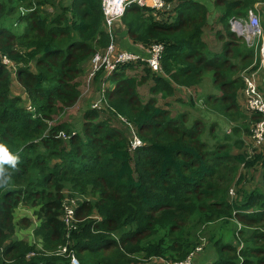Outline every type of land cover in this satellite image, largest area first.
<instances>
[{
  "label": "trees",
  "instance_id": "obj_1",
  "mask_svg": "<svg viewBox=\"0 0 264 264\" xmlns=\"http://www.w3.org/2000/svg\"><path fill=\"white\" fill-rule=\"evenodd\" d=\"M173 2L167 20L136 4L122 18L135 44L164 45L166 76L138 59L89 82L93 56L111 42L102 0H0V143L20 156L0 188V264H72L70 252L79 264H173L195 259L203 238L212 264H264V144L244 149L261 118L247 109L242 76L255 51L230 26L258 0H215V18L197 0ZM218 25L215 51L206 39ZM205 79L214 92L204 94L202 117L160 103ZM89 84L92 103L77 130L61 116ZM225 125L233 134L221 139ZM257 168L259 183L231 198L242 170ZM66 190L76 200L71 228ZM20 207L27 216H17ZM219 221L234 239L208 242L200 226ZM30 225L34 242L15 237Z\"/></svg>",
  "mask_w": 264,
  "mask_h": 264
},
{
  "label": "built area",
  "instance_id": "obj_2",
  "mask_svg": "<svg viewBox=\"0 0 264 264\" xmlns=\"http://www.w3.org/2000/svg\"><path fill=\"white\" fill-rule=\"evenodd\" d=\"M132 4H136L144 10H157L158 14L161 16L159 19H164L165 17L170 18V16L174 14V3L172 0H102L104 26L111 36V42L105 50L97 52L93 56L90 62L93 68H90L89 80L97 71L104 70L110 75L119 68L120 64L137 61L138 59L146 61L155 72L166 76L161 66V55L164 50V45L162 43L153 42L147 44V46L135 44V50L121 47L116 43L115 23L122 22L126 8ZM230 23L232 31L243 37L249 46L255 47L257 42L256 49L259 48V68L250 73L246 71L242 73L245 83L244 95L246 97L247 109L261 114V118L256 121L252 132L254 146L259 147L264 144V96L262 95L256 76L259 69H264V40H261L263 36L261 20L253 9H249L246 17H233ZM258 44H260V46H258ZM5 61L8 62L9 60L5 59ZM139 144H141V140L135 137L133 145L137 146ZM234 192V190H231L230 193ZM72 204H74V202ZM65 210L64 220L68 227L71 228L75 221L74 207L67 202ZM201 249L202 248H197V251ZM66 251L67 246L64 245L59 248L58 253L63 254ZM69 256L72 264H79L74 252H70ZM192 258L193 253L185 261L175 262L173 264H191Z\"/></svg>",
  "mask_w": 264,
  "mask_h": 264
},
{
  "label": "rangeland",
  "instance_id": "obj_3",
  "mask_svg": "<svg viewBox=\"0 0 264 264\" xmlns=\"http://www.w3.org/2000/svg\"><path fill=\"white\" fill-rule=\"evenodd\" d=\"M250 9H253L260 17L261 25H262V29H263V36H262L261 40H264V0H258V2ZM167 19H168V17L164 18V20H167ZM221 27H222V25H218V26H211V28H210V31H209V34H208L206 40H207L208 45H209L211 50L217 51V50L221 49L222 41H219L218 36H217V32L219 31V29ZM245 43H247V42H245ZM256 45H257V42H256ZM256 45H255V47H252L255 51L254 62L247 69H245L244 72L245 71L248 73L252 72L251 68L253 66H255L258 61L260 64L259 48L256 49ZM247 46L249 47V45H247ZM258 46H260V44H258ZM91 67L93 68L92 63H90V68ZM258 68H259V65H258ZM256 70H254V71H256ZM256 76H257L258 85L260 84L259 87H260V90L262 91V95L264 96V80H263L264 79V69H259L258 74ZM89 82H90V80H89ZM209 82H210L209 79L203 80V82L201 83V85H203V86L197 87V89L195 91L192 88H183L181 90H178L174 96H172L168 99H162V101H160V103L165 108H168L169 110H171L172 114H177V113L182 112V111H187V112H189L191 118L202 117L203 116L202 110H204V108L202 107V105H203L202 99L205 96L204 94L206 92L208 93L209 91H212L211 87H208ZM114 85H115V83L112 84V86H114ZM18 89L20 90V92L14 91V93L15 94H21L24 98V101L29 102V100L26 98L27 97L26 94L23 93L22 88L20 86H18ZM212 92H214V91H212ZM90 96H91V88H90V84H89L87 89L85 86V89H84L83 94H82L81 98L79 99V101L73 107L69 108L65 115L61 116V118H62L61 120H71V122H73V124H74V128L79 130L81 127V122L84 119V113L90 107V104L92 103L91 98H89ZM179 98H181L185 102L179 101ZM191 98H193L195 105L190 104L189 100ZM166 102H171V105H167ZM112 124L119 125L120 122L118 121L117 118H115L112 121ZM231 129H232L231 126L225 125L223 127H219L217 132L220 135V138L222 139L225 132H228L231 135L233 134V131ZM244 140H245L244 149L249 154L251 152L254 153L253 145H255V144L253 142L254 140L252 139V137L251 136L249 137V135H246V136H244ZM241 150L242 149L234 148V152H239ZM259 170H260L259 168L254 169V171H252V170L246 171L245 169H243L242 174L245 176V178L241 182V184H238L237 186H235V189H234L235 192L230 193L231 198L237 197L238 190H241L240 194H242V192L244 190L249 191L250 188H254L259 183ZM65 194L67 197H70L71 201L69 202V204H71L73 207L72 203L75 202L76 200L74 199V197L70 196V194L67 190L65 191ZM18 217H21V215L20 216L18 215ZM32 217L35 219L34 216H32ZM228 225H229L228 222L219 221L217 223L210 224V225L203 224L202 226H200V229L202 230V232H204L203 236L207 237L208 242H209L210 236H214L215 239L219 238L220 236H223L224 240L228 241V240L234 239V234L230 230L233 228V226L232 225L228 226ZM33 227H34L33 225H30L26 228H19V226H18V230L16 232L15 237L16 238H25V239H28V240H31L34 242ZM222 227H225V235H222L220 233V229ZM241 246H244V244L242 243ZM201 247H202V250L195 254V259H196L197 255H198V257L203 256V254L205 252V248L208 247V243H206V238H203V244H201ZM210 248L212 249V247H210ZM195 259H192L191 264H195Z\"/></svg>",
  "mask_w": 264,
  "mask_h": 264
},
{
  "label": "crops",
  "instance_id": "obj_4",
  "mask_svg": "<svg viewBox=\"0 0 264 264\" xmlns=\"http://www.w3.org/2000/svg\"><path fill=\"white\" fill-rule=\"evenodd\" d=\"M197 1L202 2L203 4H205L208 7L209 12L212 15V17L213 18L216 17V7H215V3H214L215 0H197ZM115 36H116V43L118 45H120L121 47H124V48L125 47L126 48L127 47L128 48L132 47L133 48L135 46V43L128 36L126 27L124 26V24H122L121 21L115 23ZM250 189H252V188H250ZM16 214H17V216L21 215V217L24 216V215L25 216L28 215L27 211L25 209L21 208V207L17 210ZM210 249L205 250L203 256H201V257H198V255H197V257L195 259V264H212L213 259L209 258V256L212 255V249L211 250Z\"/></svg>",
  "mask_w": 264,
  "mask_h": 264
},
{
  "label": "clouds",
  "instance_id": "obj_5",
  "mask_svg": "<svg viewBox=\"0 0 264 264\" xmlns=\"http://www.w3.org/2000/svg\"><path fill=\"white\" fill-rule=\"evenodd\" d=\"M174 8H175V4H174ZM233 17H242V16H232L231 18ZM253 149H255L254 145H253ZM250 154L253 153L251 152ZM19 163H20L19 154L13 153L6 144L0 143V188H6L9 186L12 179V173L18 170Z\"/></svg>",
  "mask_w": 264,
  "mask_h": 264
},
{
  "label": "bare ground",
  "instance_id": "obj_6",
  "mask_svg": "<svg viewBox=\"0 0 264 264\" xmlns=\"http://www.w3.org/2000/svg\"><path fill=\"white\" fill-rule=\"evenodd\" d=\"M260 85V84H259Z\"/></svg>",
  "mask_w": 264,
  "mask_h": 264
}]
</instances>
